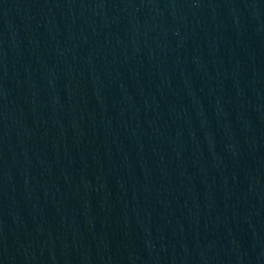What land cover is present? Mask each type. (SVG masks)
<instances>
[{
    "label": "water",
    "instance_id": "1",
    "mask_svg": "<svg viewBox=\"0 0 264 264\" xmlns=\"http://www.w3.org/2000/svg\"><path fill=\"white\" fill-rule=\"evenodd\" d=\"M0 264H264V0H0Z\"/></svg>",
    "mask_w": 264,
    "mask_h": 264
}]
</instances>
